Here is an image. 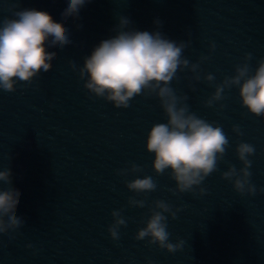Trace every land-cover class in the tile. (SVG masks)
<instances>
[{
	"label": "water",
	"instance_id": "obj_1",
	"mask_svg": "<svg viewBox=\"0 0 264 264\" xmlns=\"http://www.w3.org/2000/svg\"><path fill=\"white\" fill-rule=\"evenodd\" d=\"M16 2L0 0V20L11 17L9 6ZM19 3L21 8L49 12L69 30L72 43L49 49L57 52L53 67L32 85L18 84L15 92L0 89V170L11 169V187L21 192L17 215L25 220L14 239L0 234V264H161L167 250L134 238L145 226L148 206L159 199L182 209L177 219L168 218L170 242L181 240L232 186L221 173L229 165L243 166L235 153L238 142L255 146L250 169L264 159V118L247 113L235 87L225 91L227 99L206 107L204 101L214 87L203 79H190L194 74L187 69L178 72L180 79L171 86L178 95L189 97L191 112L223 127L230 146L218 171L202 182L205 195L173 194L169 189L175 188V182L167 172L155 174L154 157L145 147L150 127L167 122L158 99L137 96L128 108H116L88 93L68 62L81 67L94 46L116 34L119 17L124 16L135 30L160 31L170 40L190 41L184 58L196 63L209 56L200 63V74L211 73L220 83L234 75L245 53H252L253 69L264 57V0H90L78 18L67 20L61 14L68 0ZM212 42L216 49L210 52ZM220 103L225 105L222 110ZM233 125L240 126L243 136L232 131ZM132 163L143 171L116 174ZM144 175L153 177L157 189L147 194L145 208L129 207L128 197L135 194L125 181ZM8 187L0 182V188ZM121 208L127 227H121L120 239L113 241L107 228L113 222L111 212Z\"/></svg>",
	"mask_w": 264,
	"mask_h": 264
},
{
	"label": "clouds",
	"instance_id": "obj_2",
	"mask_svg": "<svg viewBox=\"0 0 264 264\" xmlns=\"http://www.w3.org/2000/svg\"><path fill=\"white\" fill-rule=\"evenodd\" d=\"M90 0H68L62 17L78 18L80 9ZM11 17L0 20V89L15 92L17 85L30 86L42 72H48L57 52L50 48L63 49L72 43L69 30L63 23L57 22L47 11L35 8H21L19 0L9 6ZM159 25L161 22H155ZM129 18L119 17L114 29L116 34L104 39L94 46L91 54L83 58V65L78 67L69 61V67L77 72L84 81L83 87L92 96L102 98L116 108H128L137 96L145 98L155 96L166 117V123H154L147 133L145 147L153 155L152 169L157 176L169 174L175 182V188L169 191L205 195L202 182L213 172L218 171V163L228 149L229 138L223 127L215 121H208L190 111L186 101L187 95H178L171 84L179 81L178 72L185 69L193 73L190 78L197 82L203 79L214 92L204 101L206 107H213L227 99L226 90L238 89L241 106L247 113L264 118V57L257 61L255 69L250 61L252 53H245L242 62L235 65L234 75L225 76L216 83L211 73L201 76L200 63L210 59L201 56L196 63L184 58L183 52L190 41L176 42L164 36L160 31H138L130 27ZM216 44H209L210 52L215 51ZM193 90H195L193 88ZM223 103L219 104L222 110ZM232 131L239 137L243 132L239 125H233ZM256 152L255 146L240 141L235 153L243 165L237 169L229 165L221 173V178L230 181L234 190L241 196L255 195L257 188L251 183L249 171L252 161L249 159ZM264 157V148L261 149ZM143 168L132 163L117 170V175L141 173ZM0 182L10 185L0 188V234L15 238L16 231L25 223L17 215L21 192L11 187L12 171L10 168L0 170ZM126 188L135 194L128 197L129 207L145 208L146 196L157 189V182L152 176H135L125 181ZM259 191H264V188ZM144 194L145 199H136ZM182 211L164 200H155L148 206V218L143 221L144 227L138 229L135 239H147L149 245H157L169 253L182 249L185 241L170 242L168 218L177 219ZM123 209L113 210V222L107 231L113 241L120 239V228L127 227V220L122 215ZM167 214V215H166ZM28 248L33 245L28 244ZM151 264V261H149Z\"/></svg>",
	"mask_w": 264,
	"mask_h": 264
}]
</instances>
